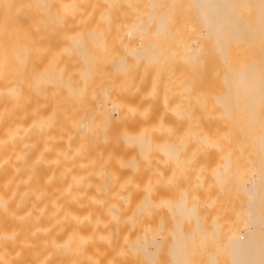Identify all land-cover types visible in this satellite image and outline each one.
<instances>
[{"label":"bare ground","instance_id":"bare-ground-1","mask_svg":"<svg viewBox=\"0 0 264 264\" xmlns=\"http://www.w3.org/2000/svg\"><path fill=\"white\" fill-rule=\"evenodd\" d=\"M159 263L264 264V0H0V264Z\"/></svg>","mask_w":264,"mask_h":264},{"label":"rangeland","instance_id":"rangeland-1","mask_svg":"<svg viewBox=\"0 0 264 264\" xmlns=\"http://www.w3.org/2000/svg\"><path fill=\"white\" fill-rule=\"evenodd\" d=\"M215 154V153H214ZM218 155H220V154H222V153H217ZM224 154V153H223ZM222 154V155H223ZM254 154V153H253ZM213 155V154H212ZM216 155V154H215ZM217 156V155H216ZM233 192H234V194H235V197L236 198H238L239 200H238V202L239 203H241L243 206H245V204H246V198L248 197V195L246 194V192H245V189H244V187H243V185H242V183H240V182H236V184L234 185V187H233V190H232ZM158 217H161V216H158ZM232 217H233V215H232ZM162 218V217H161ZM234 219V218H233ZM236 219H238V218H236ZM235 219V220H236ZM162 220H163V223H164V219L162 218ZM162 220H158L159 221V226H160V222L162 221ZM230 232L232 233L233 232V230H230ZM160 233H162V232H160ZM161 249H159V251H160ZM159 251H158V253H159ZM162 252V251H161ZM160 252V253H161ZM158 255V254H157ZM160 257V256H159ZM159 264H161V263H159Z\"/></svg>","mask_w":264,"mask_h":264}]
</instances>
